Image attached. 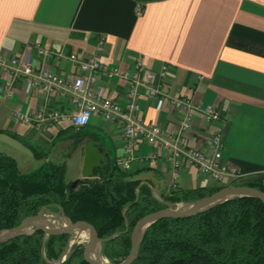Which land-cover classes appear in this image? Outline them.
Returning <instances> with one entry per match:
<instances>
[{"label":"crops","instance_id":"crops-1","mask_svg":"<svg viewBox=\"0 0 264 264\" xmlns=\"http://www.w3.org/2000/svg\"><path fill=\"white\" fill-rule=\"evenodd\" d=\"M37 46L52 51L53 57L35 58L36 67L63 77L79 74L68 58L72 52L79 58L95 57L120 72L132 73L138 56L142 67L155 74L165 67L166 77L157 78L154 87L165 99L185 100L193 106L188 144L206 147L210 135L219 130L225 145L222 158L236 166L240 177L264 174V0H0V63L26 52L36 57ZM8 77L0 66V84ZM99 83L108 97L125 102L126 79L100 78ZM139 103L145 122L169 132L184 115L183 109L166 100L157 109L156 98L145 88L140 89ZM208 104L220 110L218 121L203 119L199 109ZM42 106L67 114L72 110L67 94L25 93L23 81H15L11 96L0 93V137L9 144L18 141L32 152L41 148L49 153L62 151V145L55 146L57 136L63 145L69 139L80 167L88 141L104 154L105 163L112 154L116 160L123 156L122 132L98 114L80 128H74L67 117L50 125L44 120L40 126L13 117L15 111L32 115ZM78 130L83 138L76 141L71 134ZM126 171L148 183L158 198L159 193L174 189L217 186L186 159L175 176L165 152L142 139ZM81 178L78 170L75 180Z\"/></svg>","mask_w":264,"mask_h":264},{"label":"trees","instance_id":"trees-1","mask_svg":"<svg viewBox=\"0 0 264 264\" xmlns=\"http://www.w3.org/2000/svg\"><path fill=\"white\" fill-rule=\"evenodd\" d=\"M75 132L76 141L81 140L83 134ZM33 152L42 154L34 148ZM65 171V162L46 160L22 173L14 157L0 152V230L16 226L43 206L62 211L72 222L88 221L101 238L125 230L126 219L128 231L101 244L102 255L118 263L128 254L130 233L140 217L164 208V202L192 201L223 187L174 189L159 193V201L148 183L123 170L115 158L98 166L91 176L77 179L72 189ZM227 185L264 191V179L239 183L237 178ZM68 238V234H56L43 240V232L36 230L0 242V264H52ZM60 264L89 263L82 248L73 246ZM132 264H264V204L258 198L240 196L193 216L159 219L145 230Z\"/></svg>","mask_w":264,"mask_h":264},{"label":"built area","instance_id":"built-area-1","mask_svg":"<svg viewBox=\"0 0 264 264\" xmlns=\"http://www.w3.org/2000/svg\"><path fill=\"white\" fill-rule=\"evenodd\" d=\"M100 47L103 39L99 41ZM36 57L30 52L20 57H14L9 63H0L9 77L0 84V93L11 96L15 81H23L24 92L41 90L53 92L59 90L61 95H68L72 106L70 114L40 107L32 115L19 111L13 113L14 119L26 124L40 126L46 120L48 125L63 121L66 117L71 121L74 128L87 125L94 114L112 123L124 136V154L117 158V164L125 170L131 169V162L138 140L161 148L165 152V160L173 169L175 176L184 159L193 164L199 173L213 179L217 186H224L227 182L240 177L235 165L222 158L225 148L221 132H213L206 147L191 146L188 144V132L192 125L193 106L190 102L176 98H166L158 88L154 87L156 79L166 77V68L163 67L159 74H155L142 67V58L138 56L132 73L120 72L118 67H109L95 57L79 58L75 53L68 55L69 60L78 66L79 74L71 77H63L46 68H37L35 58L47 60L53 57V52L39 46L36 47ZM121 77L127 80L125 89V102L108 97L105 88L100 84L101 79ZM145 88L150 97L156 98L155 107L161 109L163 103L168 101L174 108L183 109L184 115L179 120L175 130L169 132L156 123H147L141 113L139 92ZM203 119L207 123L216 122L220 119L221 112L216 105L208 104L199 109ZM155 160V154L149 156Z\"/></svg>","mask_w":264,"mask_h":264},{"label":"water","instance_id":"water-1","mask_svg":"<svg viewBox=\"0 0 264 264\" xmlns=\"http://www.w3.org/2000/svg\"><path fill=\"white\" fill-rule=\"evenodd\" d=\"M104 164V154L100 152L99 148L94 146L93 142L88 141L85 146L83 167L81 171L82 175L84 177H89L93 174L94 168L96 166H102ZM256 179H264V174L261 173L241 176L238 178V182L247 183ZM76 181L77 180L71 182L69 186L70 189L73 188V186L76 184ZM152 195L157 200L162 201L153 193ZM240 196L255 197L264 204V191L247 185H224L213 193L192 201H183L178 203L164 202V208L147 213L136 221L130 233V248L128 254L118 263H110L102 260L103 257L101 256V244L107 240L113 239L115 236L123 232H127L128 223L126 219L125 230L116 232L113 235L107 236L105 238H101L98 236L95 227L91 223L85 220H76L72 222L64 215L62 211H59V214L63 220V224L60 225L52 222L49 220L48 215L44 213V210H50L46 206H43L36 214L23 218L16 226L0 230V242L8 241L19 235H29L36 230H41L43 232V240L49 235L68 234L69 238L63 251L57 260L52 262V264H60L66 258L67 252L75 242L73 241L70 243V240L76 236H73V233L77 234V231L85 229L87 231V239L82 247V256L86 262L89 264H132L138 254L140 242L145 230L155 221L162 218H183L193 216L206 211L225 200ZM127 207L128 206H126L122 211H124ZM50 212L53 213L54 211ZM92 251L99 256L98 259L91 256Z\"/></svg>","mask_w":264,"mask_h":264},{"label":"rangeland","instance_id":"rangeland-1","mask_svg":"<svg viewBox=\"0 0 264 264\" xmlns=\"http://www.w3.org/2000/svg\"><path fill=\"white\" fill-rule=\"evenodd\" d=\"M82 131L79 132V134ZM73 136V138L77 135V133L74 131L71 134ZM5 137H0V151L4 152L8 155H11L12 157L15 158L19 170L22 173H27L29 171H32L36 168H38L40 165H42L44 163V161L46 160H50L54 163H61V162H65L66 165V171H65V179H72L73 181L75 180V176L78 173V170H80V172L82 171V165L80 167V157L77 153L75 154H71L73 147L71 145H69V143H67V140L64 141V145L62 143V139L60 136L56 137L55 140V146H58V144L62 145V151H60V153H58L57 151L54 152H48V151H43L41 150V148H36L37 151H39L41 154V156H35L34 153L32 152V149L26 147L25 145H23L22 143H19L18 141H13V144H9L8 142L5 141L4 139ZM57 150V148H56ZM49 154H46V153ZM67 153H69V155H67ZM44 154H46V157L44 156ZM114 155L112 154L111 158H113ZM230 182V181H229ZM228 183V182H227ZM227 183L225 185H227ZM178 205V204H177ZM44 213L46 215H48L49 220H51L52 222L56 223V224H63V220L60 217L59 211L57 213H52L50 211L44 210ZM31 229V228H29ZM76 233H73V236H75ZM75 242L72 244L71 248L69 249V251L67 252V255L70 253L71 249L73 246H78L80 248L83 247V244L86 241V237L84 238H76L75 237ZM66 255V257H67ZM103 257V260H105L106 262H110L107 258H105L103 255H101ZM105 258V259H104ZM123 260V259H122Z\"/></svg>","mask_w":264,"mask_h":264},{"label":"bare ground","instance_id":"bare-ground-1","mask_svg":"<svg viewBox=\"0 0 264 264\" xmlns=\"http://www.w3.org/2000/svg\"><path fill=\"white\" fill-rule=\"evenodd\" d=\"M87 236V231L85 230V229H81V230H79V231H77V234H76V238L78 239V238H84V237H86ZM76 239L75 238H72L71 240H70V243H72L73 241H75ZM91 256L92 257H95L96 259H98L99 258V256L96 254V253H94L93 251L91 252ZM105 259V258H104ZM103 260V259H102Z\"/></svg>","mask_w":264,"mask_h":264}]
</instances>
